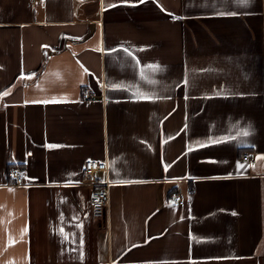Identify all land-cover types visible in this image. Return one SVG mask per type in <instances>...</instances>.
Listing matches in <instances>:
<instances>
[{
  "label": "crops",
  "instance_id": "crops-1",
  "mask_svg": "<svg viewBox=\"0 0 264 264\" xmlns=\"http://www.w3.org/2000/svg\"><path fill=\"white\" fill-rule=\"evenodd\" d=\"M4 92L0 264H264V0H0Z\"/></svg>",
  "mask_w": 264,
  "mask_h": 264
},
{
  "label": "built area",
  "instance_id": "built-area-1",
  "mask_svg": "<svg viewBox=\"0 0 264 264\" xmlns=\"http://www.w3.org/2000/svg\"><path fill=\"white\" fill-rule=\"evenodd\" d=\"M83 96L85 98H92L97 95V92L90 87H85L83 89ZM244 161H248L250 163H255L257 161V157L250 151H242L240 155ZM107 164L105 161H100L96 159H88L84 162V181L87 184L93 186H99L94 189L91 194V212L92 217L96 219H100L105 217L106 210L109 205V190L108 185L109 181L107 180H99L97 179L96 173L106 171ZM8 175L12 179L13 183L16 185L24 184V175L20 168L17 166H10L8 170ZM170 202L176 205H182L185 200L179 194L178 191H171L169 194Z\"/></svg>",
  "mask_w": 264,
  "mask_h": 264
},
{
  "label": "snow or ice",
  "instance_id": "snow-or-ice-1",
  "mask_svg": "<svg viewBox=\"0 0 264 264\" xmlns=\"http://www.w3.org/2000/svg\"><path fill=\"white\" fill-rule=\"evenodd\" d=\"M240 2H246V0H240ZM8 92H4V93H0V96L2 95H7ZM48 102H56V101H44V103H48ZM245 135H247V133H244ZM49 147H56L54 145H50ZM256 159L258 160H264V157H260L258 156ZM239 168H244L246 167L245 165H238ZM247 167H254V165H247Z\"/></svg>",
  "mask_w": 264,
  "mask_h": 264
}]
</instances>
